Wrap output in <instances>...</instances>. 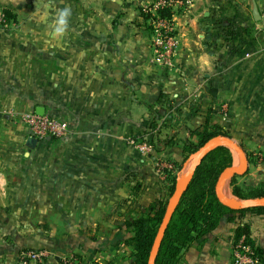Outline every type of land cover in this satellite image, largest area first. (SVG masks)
<instances>
[{
    "label": "crops",
    "instance_id": "0c3cea01",
    "mask_svg": "<svg viewBox=\"0 0 264 264\" xmlns=\"http://www.w3.org/2000/svg\"><path fill=\"white\" fill-rule=\"evenodd\" d=\"M4 1L23 21L12 34L0 31V264H23L18 251L46 239L79 255V264H130L133 221L168 199L162 167L180 162L182 141L204 126L257 149L256 162L248 157L234 184L264 187V36L251 0H190L174 12L179 46L172 68L152 61L143 8L155 0H45L41 10L38 0ZM256 3L261 15L264 0ZM66 7L69 27L53 36L57 11ZM38 11L48 19L35 18ZM17 112H42L69 131L27 146ZM151 124L158 148L139 151L128 138ZM192 154L176 182L191 174ZM232 165L240 163L232 157ZM230 178L222 193L239 199ZM240 223L249 225L264 260V214L225 213L179 264H232ZM16 225L26 231L13 234ZM48 260L28 264H59Z\"/></svg>",
    "mask_w": 264,
    "mask_h": 264
},
{
    "label": "trees",
    "instance_id": "16d2710c",
    "mask_svg": "<svg viewBox=\"0 0 264 264\" xmlns=\"http://www.w3.org/2000/svg\"><path fill=\"white\" fill-rule=\"evenodd\" d=\"M3 11L5 18L13 17L9 9L4 8ZM164 14L169 15L170 12L166 11ZM154 127V124H151V130ZM191 135L194 140L186 139L180 145L182 152L180 162H172V168H162L170 182L169 195L176 183V172L181 169L189 156L207 141L217 136H227V133L219 126L212 125L194 129L191 131ZM166 138L162 140L165 145L168 143ZM146 140L150 145V140ZM155 141H157L156 138ZM155 146L157 147V143ZM230 166H232V154L230 149L224 145H218L208 151L195 165L187 188L166 227L155 264H179L185 249L200 236L211 231L225 213L264 214V206L232 210L218 200L214 190L216 181L221 171ZM235 177L236 175H233L230 178V185L232 186V194L237 198L250 199L264 196V187L240 190L238 185L234 184ZM166 202L167 199L163 200L157 207H151L148 214L133 221V235L130 242L133 247L132 256L134 259L130 264H147L148 254L161 222ZM241 237L245 243L253 248L255 256L261 264H264L263 253L256 247L250 227L246 223L237 225L233 241L236 242Z\"/></svg>",
    "mask_w": 264,
    "mask_h": 264
},
{
    "label": "built area",
    "instance_id": "2783aa9c",
    "mask_svg": "<svg viewBox=\"0 0 264 264\" xmlns=\"http://www.w3.org/2000/svg\"><path fill=\"white\" fill-rule=\"evenodd\" d=\"M189 3L190 0H155L152 5L143 8L144 13L147 15L148 23L152 28V61L161 68L173 67V58L179 46V38L172 20L173 13L184 8ZM166 11H169L170 14H164ZM5 19L7 18L2 14L0 20L5 21ZM256 30L264 36V12L256 22ZM15 116L20 123L28 128L29 137L37 140H42L46 137L61 138L69 131L65 121L46 114L17 112ZM146 139L135 136L129 137L128 141L139 151L149 152L152 148ZM155 164L157 168H160L159 162ZM50 256V252L41 249L21 251L19 258L21 263L28 264L29 262L41 263ZM62 262L63 264H79V260L73 255L62 257ZM232 264H261L260 260L255 256L253 248L243 241V237L236 242L233 241Z\"/></svg>",
    "mask_w": 264,
    "mask_h": 264
},
{
    "label": "water",
    "instance_id": "95a60500",
    "mask_svg": "<svg viewBox=\"0 0 264 264\" xmlns=\"http://www.w3.org/2000/svg\"><path fill=\"white\" fill-rule=\"evenodd\" d=\"M251 2H252V16L255 21H258L260 18V14H259L256 0H251ZM38 114H42V112H38ZM36 143H37V139L33 137H28L26 140V145L30 147H33ZM218 145H224L226 147L234 149L238 153L239 160H240L239 167L232 165L230 167L223 169L221 173L219 174L218 179L215 184V188H214L215 194L218 200L224 206L232 210H240L244 208L264 206V196L251 198V199H236V198L229 197L222 193L223 183L227 179H229L233 175L244 174L248 168V158H247L245 151L235 141L231 140L229 137L217 136L207 141L205 144H203L202 147H200L196 152L192 154V156L197 157L196 164L200 162L201 158L208 151H210L211 149L215 148ZM193 170L187 178L179 180L175 183L174 188L167 199L161 222L157 228L156 234L154 236V239H153V242H152L149 254H148L147 264H155V259L158 254L159 247H160L164 232L166 230V227L168 226L172 218V215L180 201L182 194L187 188V185L191 179Z\"/></svg>",
    "mask_w": 264,
    "mask_h": 264
},
{
    "label": "rangeland",
    "instance_id": "374dc122",
    "mask_svg": "<svg viewBox=\"0 0 264 264\" xmlns=\"http://www.w3.org/2000/svg\"><path fill=\"white\" fill-rule=\"evenodd\" d=\"M47 1H45V0H38L37 2H35V4H34V6H37V10H41V9H43L44 7H46V6H44L42 3H46ZM4 8H7V9H9L11 12H12V14H13V17H10V18H8V19H5V21H2V20H0V31H2V32H4V33H7V34H12L14 31H16L17 30V28H19V26H20V24L22 23V18H23V16L22 15H20V18H19V16L17 15V13H14L13 11H14V9L16 10V8H14V9H12V8H10V7H8V5L5 3V1L4 0H0V16H2V14H4V11H3V9ZM13 10V11H12ZM19 11H22L23 12V10L22 9H18ZM26 12V11H25ZM145 14V13H144ZM43 17L45 20H47L48 18L47 17H44L43 16V14L41 13V12H36V14H35V18H40V17ZM145 18L147 19V15L145 14ZM45 23H47V21L45 22ZM149 27L151 28V26L149 25ZM152 29V28H151ZM150 134L149 135V139L148 140H150V145H151V148H152V151L154 152L155 150H157V148L158 147H156L155 146V142L156 141H154L155 140V138H154V130H150V131H148V130H141V131H139V132H137L135 135H130L129 137H135V136H138L139 138H142L143 137V135L144 134ZM227 137V136H226ZM231 140H233V139H231ZM153 141V142H152ZM234 141V140H233ZM154 144V145H153ZM244 151H245V153H246V155L249 157V158H251V162L254 164L255 162H256V160L254 159V156L256 155V156H258L257 155V153H256V151H257V149H254V148H252L253 146H249V145H244V144H240L239 145ZM229 148V147H228ZM230 149V152H231V154H232V157L234 158V161H235V163H240V160H239V156H238V153L234 150V149H232V148H229ZM196 152V151H195ZM256 153V154H255ZM247 157V158H248ZM248 165H249V162H248ZM163 168H165V167H163ZM14 211H19L18 212V214L22 211V210H14ZM24 211H32V213L33 214H35L37 211L39 212V214H40V216H42V215H46V212H47V210H24ZM9 226H7V228H8ZM42 227V232H41V236H47L48 237V234H47V230L46 231H44L45 230V228L47 227V226H41ZM14 228L17 230V231H20V232H22V233H24L25 231H26V227L25 226H21V225H16V226H12V229H9V231L10 232H12L13 234H16L17 233V231H14ZM61 231H63V228L61 227ZM40 244L41 245H35V247H28V248H25V249H23V250H20V251H18V253H17V260L18 261H20V258H19V255H20V252L21 251H26V250H41V249H43V250H46V251H48V252H50V254H51V256L49 257V258H47V260L49 259V260H55V261H57L59 264H63V262H62V257H65V256H69V255H73V256H75L78 260H79V258L77 257V256H79V255H77L76 256V254H65L63 251H57V250H55L54 248H52L50 245H52V242H47V239L46 240H44V241H42V240H40ZM47 260H44L43 262H41V263H46V261ZM48 260V261H49ZM80 262V261H79Z\"/></svg>",
    "mask_w": 264,
    "mask_h": 264
},
{
    "label": "clouds",
    "instance_id": "9594fccd",
    "mask_svg": "<svg viewBox=\"0 0 264 264\" xmlns=\"http://www.w3.org/2000/svg\"><path fill=\"white\" fill-rule=\"evenodd\" d=\"M71 16V9L66 7L58 10L55 21L53 23V36H62L69 27V17Z\"/></svg>",
    "mask_w": 264,
    "mask_h": 264
}]
</instances>
